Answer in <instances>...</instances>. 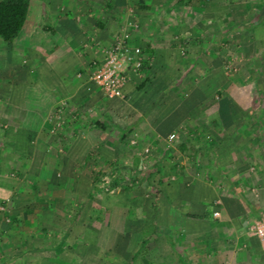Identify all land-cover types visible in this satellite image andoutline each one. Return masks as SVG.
I'll return each instance as SVG.
<instances>
[{
	"label": "rangeland",
	"instance_id": "rangeland-1",
	"mask_svg": "<svg viewBox=\"0 0 264 264\" xmlns=\"http://www.w3.org/2000/svg\"><path fill=\"white\" fill-rule=\"evenodd\" d=\"M227 3L225 0L226 6L223 11L225 22L222 27L217 29L216 23L209 22L208 26H197L202 27L197 32L207 37L200 44L196 42L194 45L189 44L180 38L191 32V24L200 17L201 13H194V20L188 17L187 22L184 23L188 26H182V28L179 26L177 29L169 26L167 28L163 25L160 28L158 22H155L158 23L156 25H151L152 29L146 24L144 28L140 26L139 35L141 31H150L155 40H159L157 43L160 45L159 49H155L153 41L146 40L152 38L151 34H147L141 46L148 64L140 77H136L137 81L132 82L133 90L123 91L122 97L112 96L108 101L103 100L102 94L100 96L96 93L95 98L99 100L101 106L97 107V104L92 106L93 114L89 115L88 119L85 117L78 124L83 127L80 133L88 130L90 133L87 134L92 136V141H89L92 144L89 146L91 157L89 161L84 160L83 166L78 170L71 169V171L83 174L84 180L89 177L91 185L79 186V192L75 195L68 186H65L66 190L55 188L54 192H46V195L50 197L46 201L50 207L48 214L51 217L46 215L42 221L35 224L56 226V231L47 232L48 228H45L43 234H46L43 241L35 237L37 241L45 245L44 254L54 255L63 264H202L199 258H203L204 264H209L221 257L219 255L221 250L210 252L193 250L189 254L186 253L183 247L185 242H198L203 235L199 233V229L195 231L200 228L196 226H193L195 229L189 237L184 235L183 220L178 216L168 217L167 214L163 216L161 214L154 219L147 215L137 218L133 215L135 210L132 208L127 213L128 217L133 215L132 218L127 219L130 228H125L119 213L123 211L119 209H126L135 204V201H139L140 207L150 208L148 202L151 199L161 192L171 194L173 191L177 194L181 186L174 185L180 181L183 183L185 180L192 182L190 184L192 187L198 185L200 180H204L213 184L215 188H221L223 193L227 194L232 192V187L237 181L235 176L240 174L243 176L241 179H245V184L241 185L242 193H245V196L248 192L254 193L255 190L251 189L253 185L247 183L246 179L250 176L252 179L253 176V173L248 176L249 171L254 170L251 167L253 155H247L248 157L246 153L243 155V148L247 147V138L252 134L256 135L255 139L258 142L256 145H260V142L264 145V133L262 129L260 133H248L247 123H239L233 111V108L238 106L232 105L234 100L245 106L247 101L264 98V27L247 24L245 20L248 19L245 18L244 10L230 11ZM168 12L171 10H163L161 15L166 21ZM179 13L182 15V12L179 11ZM47 25L51 32L47 28H36L39 36L35 39H42L40 44L37 42V46H45L48 37L51 38L49 45L50 42L54 45L57 43L58 47L63 45L62 49H64V44L69 42H61L65 37L63 30L60 31L53 20ZM210 26L213 30L208 28ZM159 28L163 30L156 32L155 29ZM125 29L129 32L136 30L128 27ZM259 37L262 39L256 40ZM215 39L220 40L216 43ZM24 43L23 32L18 39L9 42L0 39V171L2 175L0 179H5L9 183H13L19 175H16L13 170H8L14 151L6 145L3 133H33L34 131L31 132L32 130L24 122L17 123L16 119L13 120L3 106H13V99L9 97L8 89L16 88L12 85L19 83L21 77H23L21 81L26 80L28 73L32 80L36 79L38 82L39 79L42 83L47 81L39 75L35 67L39 61L40 57H37L39 55L36 56L30 52L32 54L30 56L22 49ZM43 49L45 50L44 47ZM38 51L37 53L40 54ZM44 55L52 56L48 51ZM34 56L37 58L34 59ZM212 66L219 67V71L214 74H211V71L207 73ZM219 76L225 89L217 90V93L211 88L208 89L210 96L202 101L199 97V89L205 85L208 88L213 86L210 81H215V77ZM68 77L70 78V75ZM31 82L33 85V81ZM207 87L203 90L205 93H207ZM96 88L98 89L97 86ZM61 98L66 103L64 110L60 112L63 121L57 123L59 118L55 122V118L50 116L53 105L52 110L49 109L45 114L42 126L35 132L37 134L30 140L36 150L47 153L46 161L50 160V156L51 160L60 159L59 163H54L56 164L53 166L54 171H51L57 180L65 177L61 175L63 173L60 169L61 157L77 129L73 123L75 119L73 121L71 119V113L75 111L72 107L73 103H70L68 96H61ZM116 98L127 107L117 108L121 114L112 110ZM218 98L224 99V103L229 105L231 112L222 118L224 120L220 128L213 121L215 118H220L216 112ZM80 100L84 102H79L81 107L79 106L78 110L81 113L77 115H85L84 112L88 110L87 100L81 96ZM202 103L206 105L207 111L205 107L201 111ZM15 104L16 111L20 110L18 104ZM206 118L213 120L211 123H206ZM128 124L132 125L131 128L127 129L122 138H118L119 129H125L124 126ZM257 126H255L256 129ZM241 129H245V133H237ZM232 131L237 134L234 133L236 135L229 139L219 138L220 134L227 135ZM171 132L174 136L169 138L168 134ZM38 133L39 136H37ZM43 139L49 140L45 143L47 145L42 144ZM216 152L220 157L219 161H227L234 156L237 162L239 160L245 163L227 169L223 163L216 162ZM241 169L244 170L243 173L239 172ZM71 171L69 170L68 173L71 174ZM256 177L258 179V176ZM27 183L22 181L20 191L18 188L15 193V202L20 209L29 204L27 198L32 193ZM86 190L90 195L89 200L86 195L83 198L82 194H79L86 193ZM128 202L131 205L127 204ZM171 204L178 206L176 201ZM245 204L248 203L245 202ZM108 206H118V212L110 213L111 209L109 210ZM45 209L48 208L45 207ZM26 214L27 211H25ZM173 214L169 213V216ZM171 223L174 226H169ZM18 224L8 222L5 217L4 221L0 220V231L4 230L3 233L0 232V258L10 255V252L1 250L6 242L13 241L14 244L18 239L25 237L20 233L16 234L15 226ZM137 224L139 228L136 227ZM22 226L23 224L20 225L21 228ZM27 228L25 225L23 230ZM179 229L182 233L178 232ZM203 230L202 228L201 231ZM7 234L10 235L7 236ZM60 238L62 241L57 245L58 247H54L53 243ZM211 243L216 245L211 240L207 242V245ZM189 257L199 260V263L193 262ZM224 257L227 260L229 253ZM226 264H233V262L229 259Z\"/></svg>",
	"mask_w": 264,
	"mask_h": 264
},
{
	"label": "crops",
	"instance_id": "crops-1",
	"mask_svg": "<svg viewBox=\"0 0 264 264\" xmlns=\"http://www.w3.org/2000/svg\"><path fill=\"white\" fill-rule=\"evenodd\" d=\"M28 2L25 21L14 39H18L23 32L25 45L22 49L29 53L30 56H32L30 52L34 53L36 56L39 55L37 57L40 58L39 61L36 60L37 64L35 67L38 69L39 75L47 81L42 83L39 79L38 82L36 79L32 80L28 73L27 79L25 78L26 80L21 81L23 78L21 77L18 81L19 83L12 85L16 88L8 89L9 97L13 99V106L3 105L6 107L7 112H9L13 120L16 119L17 123L24 122V124L32 130L31 132H34L3 133L5 135H2L3 138H5L6 145L10 146L14 151V154L11 156L12 163L10 168L8 167V170H13L16 175H19V178L14 179L15 181L13 183H9L5 181V179H0V204H4L5 210L10 211V209H12L11 212H13L16 217H19L17 222L19 224L15 226V232L25 237L21 240L18 239L14 244L13 241L5 243L1 250L6 253L10 252V255L0 258V264H63V262L61 263L54 255L48 253L44 254L43 252L46 250L45 245L35 239L37 236V238L39 237V239L43 241V238H45L44 234H46H43L45 228H48L47 232H55L56 226H43L35 223L42 221L43 217L46 215L49 218L51 217L48 214L50 207L46 201L47 198L50 197L46 195V192H54L55 188L66 190L65 186H68L71 187V190L74 192L73 195H75L79 192V186L91 185L89 177L84 180L82 177L83 174L71 171V169L78 170L79 167L83 166L82 163L89 161L91 157L89 146L92 144H90L89 141H92V136L91 134H87L90 133L88 130L87 132L84 131L80 133L83 127L78 126V124L85 119V117L88 119L89 115L93 114L91 112L93 111L92 106L95 104H97V107L101 106L99 100L95 98L96 93H99V95L102 94L104 101L110 100L112 96L104 94L99 88L95 89L96 86L86 80L89 58L99 56L100 54L97 49L108 43L115 33L121 31L128 32L129 40L141 46L143 39L147 37V34H151V32L141 31L139 35L140 26L144 28L146 24L149 26L148 28L152 29L151 25L159 23L160 28H162V25L175 29H177L178 26L182 28V26H188L184 25V23L187 22L188 17L193 19L194 13H201L200 17L198 19L196 18L197 20L191 24V32L181 37V40L187 41L189 44L193 45L195 42L196 44H200L204 42V39L207 37L205 34L197 32L202 29V27L198 28L197 26H208L209 22L211 24L216 23L217 29L218 27H222L225 22L223 19V11L226 5L225 0H28ZM226 2H228L227 7L230 11L235 10L238 12L244 10L245 18L248 19L245 20L247 24L262 25V27H264V0H226ZM167 9L171 10V12H168L166 21L165 17L161 15L163 10ZM179 11L182 12V15ZM52 20L56 23V27L60 28V31L63 30L62 32L65 37L64 39L62 38L61 42H69L68 44H64V49H62L63 45L58 47L59 44L57 43L54 45V43L50 42L49 45L51 38L49 39L48 37L46 45L43 46L45 50L42 45L37 46V42L40 44L42 39H35L39 36L36 28L48 29L49 26L47 23L50 24ZM133 23H136V25L132 26ZM158 26H156V28ZM127 27L136 30L129 32L125 29ZM160 28L155 29L156 32L163 30ZM208 28L213 30L212 26ZM48 31L51 32L49 29ZM164 31L166 32V30ZM145 34L146 36H144ZM195 35H197V37ZM151 37L152 38H147L146 40L150 39L151 42L153 41L155 49H159L160 45L157 44L159 40H155L152 34ZM261 39L262 37H259L256 40L260 41ZM219 40L215 39L216 43ZM36 49L39 50L38 52L40 54L37 53ZM43 51L50 52L52 56H45V52ZM218 68L217 66H212V69L207 73H210V71L211 74L217 73L219 71ZM29 71H32V69H29ZM71 71L73 72L70 73ZM78 73L79 75H77ZM69 75L70 78L68 77ZM136 77L137 76L124 84V92L133 90L131 84L137 79ZM219 78L220 76L215 77V81H210V84H213V86L208 88L205 85L199 89V97L202 101L210 96L208 89H213L215 93H217V90L222 91L225 89L223 81H220ZM31 81H33V85ZM206 87L207 93L203 91ZM61 96H68L71 101L70 103H73L72 107L75 111L71 113V119L72 121L75 119L73 123H75L77 129L75 130L76 134L71 136L72 141H70V145L67 146L66 152L64 151L61 157L62 165L60 169L63 171L61 175L65 177L62 179L58 178L57 180L54 173H51V171H54L53 166L56 165L54 163H59L60 159L56 158L51 160L52 157L50 156V160L46 161L47 153L36 150L30 140L37 134L35 132L42 126L44 116L49 109L52 110L53 105L55 108L59 105V102L63 100ZM80 96L87 100L86 103L88 106L86 108H88V110L84 112L85 115H77V113H81L78 110L81 107L79 102H84V100H80ZM5 100L7 101V98ZM118 100L119 99L114 101L115 105L112 107V110L113 112H117V114H121L117 108L119 106H123L124 109L127 107ZM239 101H241V99ZM15 103L21 108L20 110L18 109V111H16L17 105ZM216 103V112L221 119L215 118V120H213L212 118H206L205 121L206 123H211L213 120L218 124L217 127L220 128V124L222 125L221 122L224 120H222V118L229 115L231 112L229 111V105L224 103V99L218 98L216 99ZM233 104L232 106H238L233 108V111L237 115V121L239 123H247L249 128H247L248 133H260L262 130L264 133V98L247 101L245 106L241 105L240 102L236 100L233 101ZM144 105H147V103H144ZM115 106L117 107L114 108ZM204 107L207 111V107L204 103L201 104V111ZM13 115L18 117L16 118ZM260 124H262V126ZM256 125H258L257 129L255 128ZM234 128L235 126L233 127L235 131L236 129ZM244 130L245 129H241L237 133H245ZM218 131L221 133L220 130ZM234 131L227 135L220 134L219 138L229 139L231 136L233 137L237 134ZM120 134L121 133H119L118 138H120ZM41 135L42 134H40V136ZM37 136H39V133ZM255 138L256 135L254 134L247 138V147L243 148V155L244 153H246V157L253 155V166L251 167H253L255 171H249L248 176L253 173L254 177L252 176V179L251 176L246 178L247 183L253 185V187H251V189L255 190L253 194L248 192L245 196V193H242L243 189H241V185L245 184V179H241L243 176L240 174L235 176V178H237L236 184L232 187V192L227 194L223 193L221 188H215L213 184L207 181L200 180V182L197 183L198 185H193L192 187L190 185L192 182L185 180L183 183L180 181V183L174 185L176 187L178 185L181 186L177 194H174L173 191L171 194L161 192V194L151 199L148 202L150 208L140 207L139 201H135V204L132 205L128 202L127 204L131 206H128L126 209H119V205L117 207L108 206L109 210L111 209L109 212H113L114 214L118 212V209L119 211H123V213H119L121 214V219L125 228H130L127 219L132 218L133 215L137 218L147 215L153 219L161 214L162 216L163 214H167L168 217L178 216L183 220L182 226L185 227V230L180 229L185 231L184 235L189 237L195 229L193 226L200 227L195 229V231L199 229V233L203 235L202 238H199L198 242H185L183 247H185L186 253L189 254V252L193 250H203L204 252L221 250L219 254L221 257L209 264H226V261L229 259L232 260L233 264H264V233L261 236H256L250 232L251 228L248 229V226L253 222L260 221V216H264V145H261L262 142L259 143L260 145H256L258 142ZM41 142L43 145H47L45 143L49 142V140ZM215 159L217 163H223L227 169L235 168L238 167L239 164L244 165L245 163L239 160L237 162L234 156H232L230 160L219 161L220 157L218 156V152H216ZM249 159L251 158L249 157ZM75 165H77V167H75ZM69 170L71 174L68 173ZM243 171L244 170L241 169L239 172L243 173ZM11 174H13V172ZM0 176L2 178L1 171ZM256 176H258V179ZM22 181L28 182L27 185L30 187L29 189H31L32 193L27 198L29 204L27 203L28 205L26 207L20 209V206L15 202V193H17L16 191H18V188L20 191ZM257 182L259 184H257ZM34 189L35 191H33ZM79 194H82L83 198L86 195L89 200L90 195L88 190H86V193ZM64 196L66 197L67 195ZM42 198H44L42 201H38ZM54 201L55 199L53 198L52 202L54 203ZM175 201L178 206L171 204ZM244 201L248 204L246 205ZM208 206L212 209L209 210ZM45 207L48 209H45ZM132 208H134L135 213L128 217L129 214L127 213H129ZM213 210H217L218 215L211 214L210 212ZM25 211H27L26 215ZM3 213V209H0L1 221H4V217H6ZM169 213H174L175 215L169 216ZM21 224H23V228L20 227ZM25 225L28 228L23 230ZM169 226L174 225L171 223ZM136 227L139 228V224H137ZM202 228L204 229L203 231H201ZM180 229L178 232L182 233ZM0 232L3 233L4 230ZM8 235L10 234H7V236ZM213 236H215V238ZM61 239L62 238L59 240L62 241ZM59 240L53 243L54 247L59 244ZM209 240L214 241L216 245L212 243L207 245ZM203 251L202 253H204ZM228 253L229 258L226 260L224 255ZM190 256H192V254H190ZM189 259L199 263V260L193 259V257H189ZM199 259L200 263L204 264L203 262L205 261H203V258Z\"/></svg>",
	"mask_w": 264,
	"mask_h": 264
},
{
	"label": "built area",
	"instance_id": "built-area-1",
	"mask_svg": "<svg viewBox=\"0 0 264 264\" xmlns=\"http://www.w3.org/2000/svg\"><path fill=\"white\" fill-rule=\"evenodd\" d=\"M135 25L136 23L132 24ZM97 50L100 55L88 60L86 80L96 85L104 94L122 97L124 84L142 73L141 64L145 55L141 47L131 42L125 31H121L115 33L108 43ZM65 104V101L61 100L50 114L55 118V122L59 118L57 123L63 121L60 112L64 110ZM173 136V132L168 134L169 138ZM0 209H4V204H0ZM212 213L218 215L217 210H213ZM259 219L260 221L250 225V232L256 236L264 233V216H260Z\"/></svg>",
	"mask_w": 264,
	"mask_h": 264
},
{
	"label": "trees",
	"instance_id": "trees-1",
	"mask_svg": "<svg viewBox=\"0 0 264 264\" xmlns=\"http://www.w3.org/2000/svg\"><path fill=\"white\" fill-rule=\"evenodd\" d=\"M28 3V0H0V39L9 42L17 36L26 18ZM147 64L148 62L146 58H144L141 64V71L145 70L144 68L147 67ZM131 126V124H128L124 126L125 129H119L121 138ZM5 209H3V214L7 217L8 222L17 223L19 217H16L13 212ZM60 242L59 240L58 243Z\"/></svg>",
	"mask_w": 264,
	"mask_h": 264
}]
</instances>
